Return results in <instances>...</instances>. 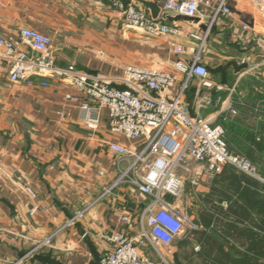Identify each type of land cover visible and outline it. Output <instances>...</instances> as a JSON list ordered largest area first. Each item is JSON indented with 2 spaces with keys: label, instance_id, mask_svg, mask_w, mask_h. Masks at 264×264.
Listing matches in <instances>:
<instances>
[{
  "label": "crops",
  "instance_id": "crops-1",
  "mask_svg": "<svg viewBox=\"0 0 264 264\" xmlns=\"http://www.w3.org/2000/svg\"><path fill=\"white\" fill-rule=\"evenodd\" d=\"M231 7L232 14L220 15L210 34L208 46L214 40L225 59L218 75L210 74L213 86L202 87L195 78L185 100L194 116L197 93L222 96V104L201 114L226 128L228 145L236 149L232 152L250 160L264 159V66L260 65L264 17L251 0H232ZM163 13L161 10L159 18L178 26L176 35L149 36L128 28L106 0H0V35L22 27L35 29L51 37L56 67L74 65L124 88L121 78L129 64L175 72L181 58L174 52L178 45L187 49L185 59L190 62L200 45L192 34L205 30L212 10H203L199 22ZM244 24L249 25L247 30ZM22 48L34 54L29 47ZM246 58L250 59L248 69L237 71L227 66L230 61L241 65ZM202 62L210 66L204 57ZM183 80L184 74H179L170 95ZM49 81L47 87L14 83L7 69L0 71V264H100L112 248L102 236L120 231L136 237L151 200L126 181L114 186L118 167L125 169L128 162L112 151L109 143L121 142L134 150L141 148L142 141L114 135L107 109L88 100L68 79L56 75ZM82 103L91 109H83ZM230 107L238 113H230ZM90 110L98 115L96 128L88 125ZM255 165L261 175L260 165ZM220 173L206 175L196 190L186 181L183 190L203 196ZM28 185L35 190V198L26 192ZM167 197L166 201L185 215L178 197L177 201ZM84 210L83 217L67 226ZM48 238L49 244L34 251L38 242ZM139 248L150 259L159 260L151 246L140 244Z\"/></svg>",
  "mask_w": 264,
  "mask_h": 264
},
{
  "label": "built area",
  "instance_id": "built-area-1",
  "mask_svg": "<svg viewBox=\"0 0 264 264\" xmlns=\"http://www.w3.org/2000/svg\"><path fill=\"white\" fill-rule=\"evenodd\" d=\"M106 1L119 12L128 28L141 30L149 36H171L179 31L178 26L153 18L136 0ZM151 1L158 3L165 15L173 12L175 15L201 17L203 10L211 9L210 22L205 30L201 34H192L200 42L201 49L210 37L214 21L220 15L229 16L233 12L232 0ZM251 1L264 17V0ZM243 28L247 30L249 25L244 24ZM24 46L34 54L30 55L22 48ZM0 50V71L7 69L12 82L47 87L49 79L56 75L68 79L88 100L107 109L109 129L114 135H122L133 142L142 141L141 148L134 150L121 142L109 143L110 149L128 162L125 169L118 167L119 176L114 186L126 181L151 200L144 213L143 228L136 237L120 231L102 236L112 243V248L101 258L100 264H172L167 258L168 247L181 235L187 223L193 228L195 224L168 203L166 197L177 198L186 181L196 190L206 175L216 174L228 164L264 182L255 163L230 150L226 128L216 124L214 118L201 114L204 109L222 104V96L213 98L197 93L193 102L196 115L191 114V104L185 100L190 82L197 78L202 87L213 86L210 70L202 62L201 50L193 51L191 61L187 62V49L182 45L175 46L174 52L181 56L175 72L129 64L121 78L124 88L78 70L74 65L67 69L56 67L51 37L29 27L0 35ZM249 60L246 58L243 63ZM260 65L264 66V57ZM179 74H184V80L170 95L179 81ZM68 98L74 97L68 95ZM81 107L91 109L84 103ZM230 113L237 114L238 110L230 107ZM97 116L95 110H90L88 125L91 128L97 127ZM26 192L32 198L36 197L30 185ZM85 211L72 217L67 226L83 217ZM48 243L50 238L38 242L35 250ZM140 244L151 246L159 260L141 253ZM14 264H20V261Z\"/></svg>",
  "mask_w": 264,
  "mask_h": 264
},
{
  "label": "trees",
  "instance_id": "trees-1",
  "mask_svg": "<svg viewBox=\"0 0 264 264\" xmlns=\"http://www.w3.org/2000/svg\"><path fill=\"white\" fill-rule=\"evenodd\" d=\"M251 161L264 178V159ZM201 202L195 227L176 243L179 264H264L263 181L227 164Z\"/></svg>",
  "mask_w": 264,
  "mask_h": 264
},
{
  "label": "rangeland",
  "instance_id": "rangeland-1",
  "mask_svg": "<svg viewBox=\"0 0 264 264\" xmlns=\"http://www.w3.org/2000/svg\"><path fill=\"white\" fill-rule=\"evenodd\" d=\"M209 39L207 40V46L203 47L202 49L200 48L201 46L198 45V49L196 47L197 50H201V57H204L205 59L208 60L209 62V67H211V74H215L218 75L217 73L220 71L221 69V65L223 63V61H225V59L223 58L224 54H219L218 53V44L214 45L215 41L211 40L212 43L210 46H208L209 43ZM212 39V38H211ZM216 46V47H215ZM219 49V48H218ZM170 54L173 56L174 53L170 51ZM171 56V57H172ZM233 151H236L235 148L231 147L230 148ZM236 169V168H235ZM223 168L220 170L222 172ZM236 171H238V169H236ZM241 172V171H240ZM217 175V173L215 174ZM214 178V177H213ZM216 178V177H215ZM201 194L204 193H200L198 191H194L192 190L191 192L188 189H184L180 195H178V201L176 198L177 203H179L181 210L183 211V213L185 214V216L190 219L191 221L194 222V220L196 219V216L200 210V207H202V203H201ZM169 200H173V197H167ZM197 198L200 199L199 202H197ZM195 216V219H194ZM191 228L190 224L187 223L183 232L181 233V235L175 239V241L171 244V246L168 247L166 253H168L167 258L168 260L172 263V264H179V261L176 256L175 253L177 251V247H176V243L178 241V239H180L184 234H186L187 231H189ZM51 242V239H50ZM49 244V243H48ZM46 245V244H45ZM37 246V245H36ZM35 246V248H36ZM41 247H39L38 249H40ZM38 249H36L35 251H37ZM34 252V251H32ZM15 263V262H14ZM12 263V264H14Z\"/></svg>",
  "mask_w": 264,
  "mask_h": 264
},
{
  "label": "water",
  "instance_id": "water-1",
  "mask_svg": "<svg viewBox=\"0 0 264 264\" xmlns=\"http://www.w3.org/2000/svg\"><path fill=\"white\" fill-rule=\"evenodd\" d=\"M137 2H140L142 5H144L146 8H148L151 12V16L155 19L159 18L160 13H161V7L159 6L158 3L151 1V0H136ZM165 15V13H163ZM177 19H183V20H188V21H193V22H199L200 19L198 17H189V16H184V15H178L176 17ZM227 66H233L237 69V71H241L243 69H248L249 64L248 63H243L241 65L237 64L236 61H230Z\"/></svg>",
  "mask_w": 264,
  "mask_h": 264
}]
</instances>
